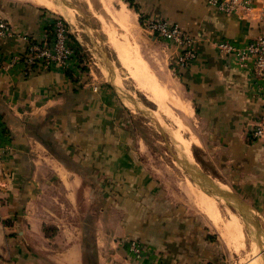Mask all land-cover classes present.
Masks as SVG:
<instances>
[{"label":"crops","instance_id":"obj_1","mask_svg":"<svg viewBox=\"0 0 264 264\" xmlns=\"http://www.w3.org/2000/svg\"><path fill=\"white\" fill-rule=\"evenodd\" d=\"M133 1L139 25L140 13L155 15L194 38L198 60L178 70L174 47L147 33L161 44L164 75L187 94L197 140L225 168L218 171L225 184L215 188L229 196L206 194L233 209L254 238L251 230L263 227L255 214L264 221V135L252 137L264 110V81L253 76L251 60L239 67L215 44L242 47L264 35V0H252L245 16L224 14L205 0ZM0 15L15 33L0 47L6 61L22 57L29 42L47 43L58 16L29 0H0ZM84 65L83 55L69 72L27 68L21 59L0 70V140L7 145L0 161V264H223L224 248L194 202L197 212L188 213L181 199L154 194L125 128L131 107Z\"/></svg>","mask_w":264,"mask_h":264},{"label":"rangeland","instance_id":"obj_2","mask_svg":"<svg viewBox=\"0 0 264 264\" xmlns=\"http://www.w3.org/2000/svg\"><path fill=\"white\" fill-rule=\"evenodd\" d=\"M51 1L56 7L54 11L58 16L66 19L64 20L69 27L71 36H74L84 47V66L87 72L91 74L93 80L101 83L109 81L122 98L123 102L131 107V109L124 111L125 128L132 134L134 152L139 164L154 180L157 189V192L154 194H156L157 197H164L172 202H179L181 199L182 202L188 205V207H186L188 213L197 212V209L193 206L194 197H192L190 192L189 182L194 184L199 190H201V188L204 190L212 189V186H210L211 184L213 186L218 183L220 184L221 175L218 171L225 168L217 166L218 159L211 157L213 153L210 150V146L197 140L196 135H201V131L200 127L197 126L195 117L193 116L190 119L185 118L179 114L178 111L173 109L178 116L184 120L186 131L193 137V143L190 146L191 156L189 160L181 151L179 152L175 148V144L170 137V127L167 125V121L165 122V120H163V127H158L148 117L146 112H151L153 114V112L157 110V107L134 86L132 80L129 79L119 64L114 49L111 47L112 45L106 40L107 37L102 30L98 16L103 17V20H105L104 26L108 24L113 25V23L109 21V17L102 10L98 0ZM114 2V9H120L121 5H123L128 14L134 19V9L130 7L125 0H115ZM69 19H72V22H69ZM139 23L141 25L140 15ZM132 24L133 27L131 31H129L130 39L133 41L134 39L137 40L139 49L149 66H151L159 76L162 78L164 76L163 79L172 84L177 95L183 101L189 103L187 94H185L183 88H181L177 81L170 75H164V73L167 74V71L163 68V58L160 54L162 50L161 44H153L148 38L147 33L149 32L146 31L142 25L140 27L137 21L133 20ZM117 33L120 34V31L117 30ZM106 60H108L107 63ZM105 63L107 64L106 66ZM110 78L112 81L109 80ZM182 159H185L189 163V167L185 166L186 162ZM221 183L225 184V182L222 181ZM199 184L202 185L198 186ZM225 207L228 208L227 206ZM228 210L230 209L228 208ZM199 215L202 217L201 214ZM255 215L263 224V227L261 228V224H257V229L251 230V235L254 234V238L248 237L250 236L249 233L245 235V243L241 247L239 253L232 251V249L227 250L216 229L204 218L210 230L213 232L214 237L217 238V241H219L224 248V255L221 261L223 264H253L254 261L256 262V260L264 257V221L259 215ZM256 233L258 235L260 234V237L257 236L256 238Z\"/></svg>","mask_w":264,"mask_h":264},{"label":"bare ground","instance_id":"obj_3","mask_svg":"<svg viewBox=\"0 0 264 264\" xmlns=\"http://www.w3.org/2000/svg\"><path fill=\"white\" fill-rule=\"evenodd\" d=\"M29 1L51 10H56L51 0ZM114 1L98 0L102 10L109 17V21L113 23V25L108 24L104 26L105 20H103V17L98 16L102 30L107 37L106 40L112 45L111 47L114 49L119 64L129 79L132 80L134 86L156 105L157 110L153 114L146 112L148 117L158 127L162 126L163 120L167 121V125L170 127V137L175 144V148L190 160V146L193 143V137L186 131L184 120L174 110L178 111L185 118L190 119L194 116L193 109L189 103L183 101L177 95L171 83L157 76L150 68L139 49L137 40L134 39L133 41L130 39L129 31L133 27L132 23L134 19L128 14L123 5H121L120 9H114ZM68 21L71 22V19ZM117 30L120 31V34L117 33ZM109 80L112 81L111 78ZM182 160L187 163H185V166L189 167V163L185 159ZM189 185L192 197H194L195 206L213 223L227 244L235 252L239 253L246 239L243 220L236 213L228 210L220 200H215L213 195L212 197L206 194L205 191L199 190L190 182Z\"/></svg>","mask_w":264,"mask_h":264},{"label":"built area","instance_id":"obj_4","mask_svg":"<svg viewBox=\"0 0 264 264\" xmlns=\"http://www.w3.org/2000/svg\"><path fill=\"white\" fill-rule=\"evenodd\" d=\"M206 4L217 11L228 15L245 16L254 7L252 0H205ZM142 27L162 40L171 44L176 52L175 66L177 68H189L197 60L194 38L179 24L155 15H140ZM50 39L47 43L29 42L22 57L14 55L8 61L0 51V70L22 60L27 68L34 65L46 68L71 71L73 66L80 65L79 56L83 55L70 40V30L63 18L53 17L50 24ZM9 22L0 15V47L4 41L14 36ZM26 41L27 35H22ZM217 50L225 56L233 59L239 67H246L251 60L253 76L264 81V35L254 37L245 46L238 47L229 40L216 42ZM82 63V62H81ZM264 135V110L259 122L252 130V137L259 139ZM7 145L0 140V161L4 158ZM138 256L141 248L132 243L131 248Z\"/></svg>","mask_w":264,"mask_h":264},{"label":"water","instance_id":"obj_5","mask_svg":"<svg viewBox=\"0 0 264 264\" xmlns=\"http://www.w3.org/2000/svg\"><path fill=\"white\" fill-rule=\"evenodd\" d=\"M110 83V82H109ZM112 86V85H111ZM114 88V87H113ZM116 91V90H115ZM118 94V93H117ZM118 96H119V94H118ZM120 97V96H119ZM121 98V97H120ZM122 99V98H121ZM133 100V99H132ZM200 186L202 185V184H199ZM210 186H212V189H206V190H204L205 192H208L209 194H213V195H217V196H220L221 198H223V199H226L228 196H229V194L228 193H226V192H224V191H221V190H219V189H216L215 187V185L213 186L212 184L210 185ZM209 191H211V192H209Z\"/></svg>","mask_w":264,"mask_h":264},{"label":"trees","instance_id":"obj_6","mask_svg":"<svg viewBox=\"0 0 264 264\" xmlns=\"http://www.w3.org/2000/svg\"><path fill=\"white\" fill-rule=\"evenodd\" d=\"M127 3L129 4L130 7H132L135 11H137V6L134 5V1L133 0H127ZM139 15H145L143 13H140ZM69 37H70V40L72 41V43L80 50V47L78 45V43L76 42V40L74 39L73 36H71V34H69ZM82 58H83V55L79 56V59H80V63L82 62ZM82 69V68H81ZM178 70L179 69H182V68H177ZM86 70V69H85Z\"/></svg>","mask_w":264,"mask_h":264}]
</instances>
